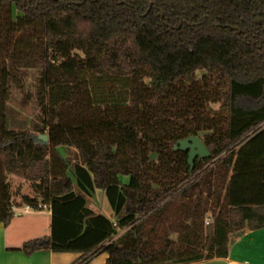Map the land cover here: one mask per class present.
<instances>
[{
    "label": "trees",
    "instance_id": "16d2710c",
    "mask_svg": "<svg viewBox=\"0 0 264 264\" xmlns=\"http://www.w3.org/2000/svg\"><path fill=\"white\" fill-rule=\"evenodd\" d=\"M6 16L0 224L15 217L9 176L32 186L22 204L52 212L51 237L21 252L197 264L228 258L234 239L264 229V0H0ZM29 70L44 116L37 133L6 125ZM189 137L211 153L193 167L174 150ZM97 190L116 223L88 208Z\"/></svg>",
    "mask_w": 264,
    "mask_h": 264
},
{
    "label": "crops",
    "instance_id": "0c3cea01",
    "mask_svg": "<svg viewBox=\"0 0 264 264\" xmlns=\"http://www.w3.org/2000/svg\"><path fill=\"white\" fill-rule=\"evenodd\" d=\"M123 181L128 183L129 179L124 177ZM98 191L102 192V190H97L93 198L86 196L88 208L96 214L105 215L116 223L117 215L107 197L103 198V204L100 207L93 206L97 205L94 201ZM77 194L82 195L79 192ZM25 206L20 201L13 204L15 217L11 224L8 227L0 224V264H73L83 255L76 252L57 253L50 250L38 251L31 255L21 252L20 249L26 242L52 235V212L48 209L47 215L42 217L44 211H38V215L41 216L28 217L30 213L24 212ZM108 209L112 214H109ZM123 233L124 231H120L113 240H117ZM108 258L107 253H100L89 264H107ZM197 264H264V229L247 232L234 239L229 246L228 258L213 259Z\"/></svg>",
    "mask_w": 264,
    "mask_h": 264
},
{
    "label": "rangeland",
    "instance_id": "374dc122",
    "mask_svg": "<svg viewBox=\"0 0 264 264\" xmlns=\"http://www.w3.org/2000/svg\"><path fill=\"white\" fill-rule=\"evenodd\" d=\"M7 22H8V16H6L5 18H0V59L1 60H5L7 58L8 52H10V48H11L10 45L7 43V39H6L9 36ZM38 34L39 32H37V35ZM36 78H37V71L29 70L25 74L23 91L12 88L11 90L12 96L9 102L7 103V110H6V125L8 129L37 133L40 132L41 129L43 128L44 116L42 113V108L38 103V96H37L38 86L36 83ZM102 86L103 89L107 90L108 85L106 83L102 84ZM211 108L217 111L219 105L217 104L211 105ZM60 152L63 156L67 158L71 166L75 165L78 162L77 154L74 150L60 148ZM151 159L153 161H156L157 157L152 156ZM212 165H213L212 162L206 163L204 165L203 170H207L208 168H211ZM172 172L174 171L169 166H167V169L163 171V173H167V174ZM149 173L150 175L153 174L152 171H149ZM69 176L72 177L71 172H69ZM194 178L195 177L193 176L191 180L194 181ZM8 182L10 185V192H11L13 204H17L19 201L22 202L23 196H31V197L34 196L31 184L27 183L24 179L16 176H9ZM104 197H107L106 192L98 191L97 197L95 198L94 201L96 202L97 205H93V206L100 207L101 204H103L102 200ZM42 211H44L42 217H45L47 215L48 209H44ZM107 211L109 212V214H112L111 210L108 209ZM37 212L38 211L30 212V214H28V217L41 216L38 215ZM18 213L19 211L17 212V214ZM206 226L208 225L206 224ZM115 238L116 237H114L113 239Z\"/></svg>",
    "mask_w": 264,
    "mask_h": 264
},
{
    "label": "water",
    "instance_id": "95a60500",
    "mask_svg": "<svg viewBox=\"0 0 264 264\" xmlns=\"http://www.w3.org/2000/svg\"><path fill=\"white\" fill-rule=\"evenodd\" d=\"M44 141H48L47 136H40ZM174 150H180L188 153V164L193 167L195 161H202L211 157L209 149L206 147L204 142L198 137H189L185 140L177 142L174 146ZM200 185V184H199ZM190 191V190H189Z\"/></svg>",
    "mask_w": 264,
    "mask_h": 264
},
{
    "label": "built area",
    "instance_id": "2783aa9c",
    "mask_svg": "<svg viewBox=\"0 0 264 264\" xmlns=\"http://www.w3.org/2000/svg\"><path fill=\"white\" fill-rule=\"evenodd\" d=\"M44 209H49V208H48V206H46V205H44V206L39 205V206H38V210H44ZM32 211H36V210L33 209V208L30 207V206H25V208H24V212H25V213H30V212H32Z\"/></svg>",
    "mask_w": 264,
    "mask_h": 264
}]
</instances>
